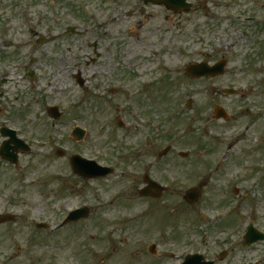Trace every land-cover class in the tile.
<instances>
[{
	"label": "rangeland",
	"instance_id": "1",
	"mask_svg": "<svg viewBox=\"0 0 264 264\" xmlns=\"http://www.w3.org/2000/svg\"><path fill=\"white\" fill-rule=\"evenodd\" d=\"M51 1L0 0V126L18 130L29 147L16 167L0 159V189L7 190L12 182L5 179L16 173L23 179L17 195L1 197L21 215L7 226L9 237L21 238V264H51L58 248L73 256V264H149L152 243L156 255L185 249L212 259L230 238L240 244L233 261L246 254L253 259L260 248L243 251L240 239L249 222L264 231V35L253 42L244 38L239 22L219 18L218 0L210 7L217 17L153 8L142 20L115 21L108 26L115 31L102 39L99 30L87 32L97 22L82 19L76 2ZM232 1L243 7L248 2ZM65 14L69 21L62 20ZM89 40L108 45L106 57L92 63ZM221 59L228 65L214 81L186 76L188 65ZM222 88H236L243 97L221 96ZM250 88L255 92L248 95ZM216 105L236 117L213 122ZM51 107L61 113L56 121L48 115ZM239 107L244 114H235ZM142 110L153 120L154 142L146 157L141 152L126 158L125 149L143 132L122 131L118 120L127 116V122ZM75 127L85 131L79 142L71 137ZM165 148L163 160L155 157ZM59 150L64 157L56 156ZM74 154L135 175L82 180L67 162ZM144 174L163 181L168 191L157 200L140 199L136 191ZM205 181L198 202L186 204L184 193ZM62 183L72 196L67 209L59 210L54 195ZM82 205L91 214L54 238L33 226L45 222L52 228L68 209Z\"/></svg>",
	"mask_w": 264,
	"mask_h": 264
},
{
	"label": "flooded vegetation",
	"instance_id": "2",
	"mask_svg": "<svg viewBox=\"0 0 264 264\" xmlns=\"http://www.w3.org/2000/svg\"><path fill=\"white\" fill-rule=\"evenodd\" d=\"M69 1L76 2V4L78 5L80 17L82 19H84L85 21L88 20L89 22H97L96 26L93 27V29L91 30L89 28L87 32H95L96 30H99L101 33L98 34V36L102 39L109 33H113V31H115L114 29L108 28L109 25H115V21H118L120 19L122 20V18L133 21L138 19L142 20L144 18H147L148 14L153 8L163 9L167 12H172L173 14H180L182 16H195L196 18L202 16L206 17L210 15H214V17H217L215 13H211L210 7L212 5L216 6L218 3V0H52L49 5H55V3L62 4L67 3ZM219 3L223 6V12L219 15V18L221 19L225 17L229 21L239 22V25H242L243 28L242 32L244 38H248L250 36V42H253L255 40L256 35H264V0H248L247 4L244 7L237 6L232 0H219ZM237 7H240V9H237ZM62 19H68L69 21L70 17L65 14L64 16H62ZM93 25H95V23ZM116 27H118V25H116ZM233 29L235 32H238L237 25L234 26ZM87 44V46L92 50V53L94 55L95 51H97V47L99 45H102L98 40H95L93 42L89 40ZM102 47L104 48V52H100L98 54V58L106 57L110 49L108 48V45H102ZM92 62H95V60L92 59ZM217 62H213L211 63V65L217 64ZM205 63L210 64L208 62ZM215 79H212V81H214ZM247 92L249 93L248 95H251L255 92V89L250 88L247 90ZM236 93L238 94V96L234 98L241 99L243 97L241 96L243 94L238 93L237 91ZM250 105L252 107H256V104L252 105L250 103ZM239 108L240 109L235 114H244V112H242L243 108ZM260 110L261 108L255 109V111H257L256 113H260ZM142 112L143 110L140 111L137 116L132 117L134 121V126L132 127V129L135 128L136 130L138 129V127H140V130L143 133L141 134L140 138L136 139L137 142L134 146L125 149L124 155L126 156V158H137V155H140L141 152L143 154L146 153L144 155L146 157L148 154V148L152 147V144L154 142L153 134L152 132L150 133V130H152L153 126V120L149 118V112ZM232 117L236 116L229 115V121L232 119ZM121 125L122 126H120V130H123L124 125ZM116 145L119 148L122 147V144H120L119 142H117ZM168 152L169 148L162 151L160 154L156 153L155 157H157L159 160H163L166 157L165 154H169ZM16 174L19 175V177L15 178L14 176H10L5 179L4 183L7 182L6 184L8 185L9 182H12V185L7 190H5V187L2 186L3 188L0 189V200H2V194L5 195V193H10L11 195H17V193H19L21 173ZM126 175L127 174L120 173L119 177H125ZM133 175L135 174H131L130 176ZM138 190L136 191V193H138ZM70 196H72L71 190L68 188L65 189L64 184L62 183L61 188L59 190H56L54 195L55 203H57V205L60 207L59 210H64V208L67 209L68 204H71ZM142 200H144L145 202L150 201V199L148 198ZM16 206L17 205H13V201H3V203L1 204L0 264H21V245H18L19 243H21V238L16 235L9 237L7 230V226H9L11 223H14L17 219H21V216H18L13 212V209ZM78 208L79 207H75L74 209ZM79 222L80 221H77L76 223ZM72 224L73 223H69L68 225L63 227H60L59 225L54 226L50 230L52 233V237L54 238L55 236H57L58 232L66 230ZM74 236L76 237L77 234L74 233ZM240 241L242 248L241 250L243 251L260 248L253 259L250 258V254H246L241 260L233 261L232 258L235 245L240 244H237L238 242L235 243L232 238H230V240H222V244H220L219 250L214 253L212 259L207 258L205 254L200 255H202L205 261L211 262V264H264V240L251 245H247L244 242L243 237L240 239ZM191 245L193 244L191 243ZM157 249H159L158 246H155L154 253H149L153 257L149 264H183L185 262V258L188 255L199 254L197 252H185L184 254H182L185 249L176 252H166V249H164L159 251L160 254L156 255ZM62 253V249L60 248L57 249L56 253H52L51 264H69V262L73 259V256L69 254L65 255ZM82 264L89 263L83 260Z\"/></svg>",
	"mask_w": 264,
	"mask_h": 264
},
{
	"label": "water",
	"instance_id": "3",
	"mask_svg": "<svg viewBox=\"0 0 264 264\" xmlns=\"http://www.w3.org/2000/svg\"><path fill=\"white\" fill-rule=\"evenodd\" d=\"M195 67L196 68L191 67L188 70L189 75H193L194 77L202 76V75H214V73H212L213 69H210V68H207V67L201 66V65L195 66ZM223 67H224V63H222V65L218 66V70L216 69V71H219V72H216V73L220 74L222 72ZM196 69H197V73L195 71ZM214 71H215V69H214ZM50 114L52 117L56 118L58 116L57 115V109L56 108L50 109ZM73 135H74L76 140L81 139L82 132L80 130H75ZM92 165L93 164L88 163V162H84L82 160H79L78 158L72 159V166L74 168V171L77 174L84 175L88 178H92V177L102 176V175H105L106 173H108V170H104V169L102 170V169L97 168L96 166H95L96 167L95 168L94 165L93 166ZM158 192H159V190L150 188V190H148V192L144 193L143 195H148L150 193L151 195L156 196ZM198 197H199V192L192 190L186 194L185 200L188 203L193 204L197 201ZM250 235L254 236V232L250 231Z\"/></svg>",
	"mask_w": 264,
	"mask_h": 264
}]
</instances>
